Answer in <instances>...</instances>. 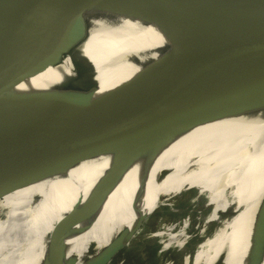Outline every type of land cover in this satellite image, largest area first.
<instances>
[{
	"label": "bare ground",
	"instance_id": "bare-ground-1",
	"mask_svg": "<svg viewBox=\"0 0 264 264\" xmlns=\"http://www.w3.org/2000/svg\"><path fill=\"white\" fill-rule=\"evenodd\" d=\"M45 1L0 0V17ZM87 1L86 15L95 14L87 22L85 39L55 65L10 89L2 101L61 92L67 81H82L92 70L94 86L76 99L81 112L63 135L104 115L111 103L110 123L136 120L139 129L0 197V264H27L32 254L26 253L28 246L36 241L42 249L45 241V214L62 209L52 226L72 205L73 215L82 217L60 231L63 264H76L84 255L96 263L134 233L124 247L131 244L143 216L190 188L195 190L194 207L205 213L196 233L206 234L190 264H247L252 242L264 233V103L203 97L197 88L171 78L140 80L148 65L170 51L166 47L171 38L178 45L165 19L154 11L131 13L142 0ZM105 32L115 33L116 42L87 57L84 48L90 37L102 39ZM151 86L161 88L156 93H170V101L148 96L144 91ZM175 114L178 122L172 130L159 134ZM71 232L77 234L70 237Z\"/></svg>",
	"mask_w": 264,
	"mask_h": 264
},
{
	"label": "water",
	"instance_id": "water-1",
	"mask_svg": "<svg viewBox=\"0 0 264 264\" xmlns=\"http://www.w3.org/2000/svg\"><path fill=\"white\" fill-rule=\"evenodd\" d=\"M89 3L48 0L8 18L0 17V197L55 174L94 148L131 137L139 129L136 120L110 123L111 103L104 107V115L63 135V129L81 112L76 99L86 87L94 86L92 70L82 81H67L61 92L2 101L10 89L55 65L85 39L87 22L95 14L86 15ZM153 11L165 19L178 45L171 38L166 47L170 51L148 65L140 80L171 78L197 88L203 97L264 103V0H142L137 11L131 9V13ZM158 85L163 87L161 82ZM159 86L144 92L169 102L170 93H156ZM176 122V114L167 118L159 134L171 131ZM74 209L72 205L71 212L52 226L62 209L45 214L41 229L45 241L42 238V249L36 241L28 246L26 253L32 254L27 264H63L60 231L82 217L81 213L73 215ZM71 233L70 237L77 234ZM119 249L96 263L86 255L77 263L107 264ZM249 253L247 264H261L264 233L252 242Z\"/></svg>",
	"mask_w": 264,
	"mask_h": 264
},
{
	"label": "rangeland",
	"instance_id": "rangeland-1",
	"mask_svg": "<svg viewBox=\"0 0 264 264\" xmlns=\"http://www.w3.org/2000/svg\"><path fill=\"white\" fill-rule=\"evenodd\" d=\"M116 40L117 35L113 32H105L102 39L90 37L84 48L87 57L113 45ZM56 71H50L48 74ZM194 195L195 190L190 188L166 200L155 212L140 221L135 231V240L127 247L124 246L134 233L132 236L127 234L123 237V246L107 264H185L186 256H190L188 260L190 264L194 249L206 236L203 233H196L205 213L198 212L199 209L196 210L194 207ZM177 238L180 243L175 242ZM167 240V244L163 243Z\"/></svg>",
	"mask_w": 264,
	"mask_h": 264
}]
</instances>
